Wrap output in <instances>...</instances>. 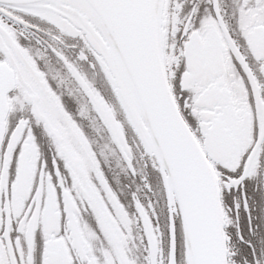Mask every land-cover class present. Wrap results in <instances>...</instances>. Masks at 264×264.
I'll use <instances>...</instances> for the list:
<instances>
[{
	"label": "snow or ice",
	"instance_id": "snow-or-ice-1",
	"mask_svg": "<svg viewBox=\"0 0 264 264\" xmlns=\"http://www.w3.org/2000/svg\"><path fill=\"white\" fill-rule=\"evenodd\" d=\"M0 264H264V0H0Z\"/></svg>",
	"mask_w": 264,
	"mask_h": 264
}]
</instances>
